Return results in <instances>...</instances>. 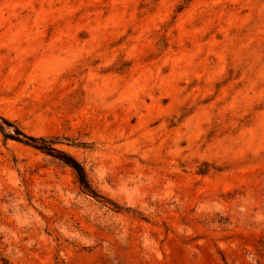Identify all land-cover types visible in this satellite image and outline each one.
<instances>
[{
    "label": "rangeland",
    "instance_id": "374dc122",
    "mask_svg": "<svg viewBox=\"0 0 264 264\" xmlns=\"http://www.w3.org/2000/svg\"><path fill=\"white\" fill-rule=\"evenodd\" d=\"M4 263L264 264V0H0Z\"/></svg>",
    "mask_w": 264,
    "mask_h": 264
},
{
    "label": "trees",
    "instance_id": "16d2710c",
    "mask_svg": "<svg viewBox=\"0 0 264 264\" xmlns=\"http://www.w3.org/2000/svg\"><path fill=\"white\" fill-rule=\"evenodd\" d=\"M3 261V260H2ZM4 264H7V263H4Z\"/></svg>",
    "mask_w": 264,
    "mask_h": 264
}]
</instances>
